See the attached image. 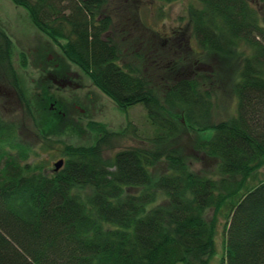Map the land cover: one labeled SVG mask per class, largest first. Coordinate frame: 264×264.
Returning a JSON list of instances; mask_svg holds the SVG:
<instances>
[{"label": "trees", "instance_id": "obj_1", "mask_svg": "<svg viewBox=\"0 0 264 264\" xmlns=\"http://www.w3.org/2000/svg\"><path fill=\"white\" fill-rule=\"evenodd\" d=\"M11 1L119 110L142 106L153 135L135 133L139 144L107 158L120 135L91 123L94 143L66 145L62 168L47 174L27 162L25 148L6 146L13 128L0 114V264H213L220 219L217 264H264V0L263 13L247 0H193L187 8L197 57L217 58L234 74L236 114L216 124L208 122L206 82L182 75L186 41L154 49L148 42L156 83L142 61L125 62L104 0ZM178 33L185 40V29ZM0 73L32 109L1 27ZM185 131L201 134L194 150L219 161L216 177L189 170L179 146ZM162 160L166 172L154 179Z\"/></svg>", "mask_w": 264, "mask_h": 264}, {"label": "rangeland", "instance_id": "obj_2", "mask_svg": "<svg viewBox=\"0 0 264 264\" xmlns=\"http://www.w3.org/2000/svg\"><path fill=\"white\" fill-rule=\"evenodd\" d=\"M104 1L106 13L112 16L110 34L116 41H121L125 62L142 61V71L153 75L154 79L156 77L154 82L160 83L161 73L159 74L160 70L157 71L158 67L152 66L154 65L152 59L154 60L155 57L148 47L150 45L152 49L155 46L177 47V43L186 41L187 54H183L185 57L183 63L187 71L182 75L200 77L206 82L204 87L211 91V114L208 122L216 124L227 121L236 114L237 98L232 91L234 80V74L230 70L232 67L229 66L227 72L226 65L219 59L200 60L195 54L201 50L190 35L187 15L189 5L195 4L193 0ZM247 1L263 13L262 6L257 0ZM0 27L13 41V63L17 69L20 87L25 97L33 104L32 109L27 110L10 82L0 73V114L14 129H12L13 138L6 142V146H11L13 151L25 148L28 163L42 166L45 173L51 174L53 164L64 159L63 151L66 145L94 143L98 132L89 126L91 123L102 124L108 131L120 135L111 142L112 148L104 151V156L107 158L119 150L139 144L135 133L144 138L153 135V128L147 123L146 112L142 106L137 105L126 111L119 110L117 105L97 89L77 66L65 59L56 43L36 29L28 13L11 0H0ZM184 29L185 40L178 39L180 34L178 32ZM169 52L172 53L170 50ZM20 55L25 57V64ZM135 55L140 56L141 59ZM169 57L176 58L172 54ZM165 63L167 61L163 65ZM60 69L75 74L77 85L62 86L49 79V74H58ZM197 72L201 76L196 75ZM212 133L208 131L202 136L209 138ZM200 138H202L201 134L196 131L191 133L185 131L179 146L189 160L190 171L216 177L219 161L194 150ZM165 172L164 160L152 168L154 179ZM262 173L264 166L259 170L258 175ZM128 192L137 193L138 189H129ZM206 215L207 219H211L212 211H208ZM220 220L216 237L217 256L213 264H217L223 253L224 221Z\"/></svg>", "mask_w": 264, "mask_h": 264}, {"label": "flooded vegetation", "instance_id": "obj_3", "mask_svg": "<svg viewBox=\"0 0 264 264\" xmlns=\"http://www.w3.org/2000/svg\"><path fill=\"white\" fill-rule=\"evenodd\" d=\"M49 79L53 80V82L58 83L62 86H76L77 76L75 74H71L66 72L65 70H58V74H49Z\"/></svg>", "mask_w": 264, "mask_h": 264}, {"label": "water", "instance_id": "obj_4", "mask_svg": "<svg viewBox=\"0 0 264 264\" xmlns=\"http://www.w3.org/2000/svg\"><path fill=\"white\" fill-rule=\"evenodd\" d=\"M63 164H64V161L63 160H58L57 162H55L54 164H53V172H58L61 168H62V166H63Z\"/></svg>", "mask_w": 264, "mask_h": 264}]
</instances>
